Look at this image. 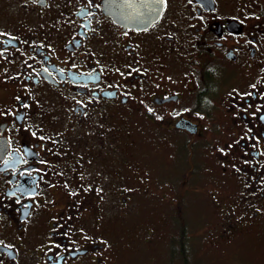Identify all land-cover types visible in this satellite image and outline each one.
I'll use <instances>...</instances> for the list:
<instances>
[{"label":"flooded vegetation","instance_id":"af4514ba","mask_svg":"<svg viewBox=\"0 0 264 264\" xmlns=\"http://www.w3.org/2000/svg\"><path fill=\"white\" fill-rule=\"evenodd\" d=\"M192 232L264 238V0H0V264Z\"/></svg>","mask_w":264,"mask_h":264},{"label":"rangeland","instance_id":"374dc122","mask_svg":"<svg viewBox=\"0 0 264 264\" xmlns=\"http://www.w3.org/2000/svg\"><path fill=\"white\" fill-rule=\"evenodd\" d=\"M189 208H192V205ZM159 212L161 213L162 211ZM197 217L198 220L196 223L193 222L192 228L206 221L201 218V215H197ZM192 218L195 220L193 215ZM192 233L197 235V232ZM215 233L216 232H208L207 234L204 232V235H197V237L192 240L193 245L197 246L199 249L193 247V250L189 252L193 260L195 259L192 253L195 251L197 254L196 256L200 257L204 264H264V238L257 239L254 236V232H246L240 235H233L227 243L219 244L215 241ZM206 234L209 237H206ZM203 241L204 244L202 245ZM163 245L164 242L159 243L161 248L158 252H160V254L156 252L154 256H149L148 259L142 258L143 253H145L144 256H147V250L136 247L125 248L118 258L121 263L133 261L134 263L140 262V264H163L166 262V256L169 252L168 244L165 246ZM172 260L174 259L172 258Z\"/></svg>","mask_w":264,"mask_h":264}]
</instances>
